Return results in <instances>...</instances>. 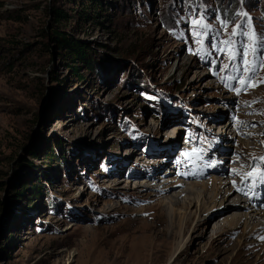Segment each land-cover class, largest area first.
Returning <instances> with one entry per match:
<instances>
[{"label":"rangeland","instance_id":"1","mask_svg":"<svg viewBox=\"0 0 264 264\" xmlns=\"http://www.w3.org/2000/svg\"><path fill=\"white\" fill-rule=\"evenodd\" d=\"M201 16L210 56L195 54ZM249 22L258 86L237 95L220 77L236 88L239 73L211 44L239 52L247 38L231 31ZM261 37L264 0H0V264H264V229L240 220L233 187L264 157ZM205 131L245 175L205 170L219 144ZM174 160L207 180L177 179Z\"/></svg>","mask_w":264,"mask_h":264},{"label":"snow or ice","instance_id":"2","mask_svg":"<svg viewBox=\"0 0 264 264\" xmlns=\"http://www.w3.org/2000/svg\"><path fill=\"white\" fill-rule=\"evenodd\" d=\"M191 26L194 29L193 34H194V37L196 38L195 42L197 45L200 46L198 53H195V54L210 56L211 52H205L203 39H204V35H206L209 31H211V24L205 23V17L201 16L199 19H193L191 21ZM220 26H221V28L226 29L228 27L227 20L226 19L220 20ZM243 27L244 26L236 25L235 27H233V29L231 31V37H235V36L239 35V36L247 38L248 43H245L243 41H241L239 43V46H238L239 52L237 51V41L232 39V38H229L227 40H220L219 43L214 42L211 44V48L214 49L215 51L224 52L227 54L229 61L232 63L233 72L239 73L240 79L237 80L239 87H236V88H233L232 84L228 82L229 80H235L236 79L235 75H233L231 77H227V76L220 77L222 83H224L225 86L229 88V90L235 91L237 95H240V93L242 91H246L247 88H249V87L258 86V85L252 84V81L256 79V74L258 71L257 67H256V59H253L251 62L248 59L250 54H253L255 56V54L258 51V48H257V39L258 38H257L256 34L253 31H251L250 22L247 25V27L249 28V31H244ZM200 29H203V33L200 31ZM219 34H220L219 32L214 33L213 34V40H215L216 37L219 36ZM260 41L261 42H260L259 47L261 49H264V37H261ZM238 54L241 57V65L244 66L242 71L235 64V60H236V57ZM260 63L262 65H264V59H261ZM227 67H228V65H224V68H227ZM245 73H247L248 75L245 76ZM261 82L264 83V81H261ZM256 102H258V101H256ZM237 123H242V122L237 121ZM261 159H264V157H261ZM209 166H211V165H209ZM233 174L234 175H241V176L245 175V174L236 172L235 170H234ZM258 182L264 184V174H262L259 177ZM235 186L236 185L234 183L233 187H235ZM237 191H242V189L237 188ZM245 194H247V193H245Z\"/></svg>","mask_w":264,"mask_h":264},{"label":"trees","instance_id":"3","mask_svg":"<svg viewBox=\"0 0 264 264\" xmlns=\"http://www.w3.org/2000/svg\"><path fill=\"white\" fill-rule=\"evenodd\" d=\"M92 1L93 0H88L89 3ZM57 15V22H60V19L66 17L62 11H58ZM54 34L55 40L59 44L61 49L67 50V53H69V55L73 56L75 59H78V61L82 62L83 64L87 63L88 57L86 53V47H84L81 42L73 43L68 37L65 36L64 33H60L59 31H56Z\"/></svg>","mask_w":264,"mask_h":264},{"label":"bare ground","instance_id":"4","mask_svg":"<svg viewBox=\"0 0 264 264\" xmlns=\"http://www.w3.org/2000/svg\"><path fill=\"white\" fill-rule=\"evenodd\" d=\"M241 207H243L242 209H245V212H244V210L242 211L245 214L243 215L241 213L242 215H240V220L246 221L247 223H249L250 225H252L253 226L252 227L253 231H257V230L264 229V223L263 222H260V220H259L260 219V216H263L264 215L262 212L261 213L254 212V211L247 212L246 210H248V209H246V207L244 205L243 206L241 205ZM263 238H264V236H263ZM179 249H180V247L178 248V250Z\"/></svg>","mask_w":264,"mask_h":264}]
</instances>
